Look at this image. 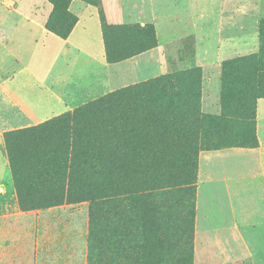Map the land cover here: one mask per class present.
<instances>
[{"label":"rangeland","instance_id":"374dc122","mask_svg":"<svg viewBox=\"0 0 264 264\" xmlns=\"http://www.w3.org/2000/svg\"><path fill=\"white\" fill-rule=\"evenodd\" d=\"M64 5H68V12L78 19L73 34L67 41L57 37L52 38L56 41H47L40 29L35 28L36 19H31L42 16L43 20L46 19L45 25L54 10L52 3L48 0H0V9L18 6L20 14L0 16V37L6 36L10 27L20 20L19 24L28 33L20 53L26 59L30 54L37 57L41 62V73L48 68L53 56L63 54L44 86L45 95L59 101L55 106L44 107L37 117H47L53 110L58 113L44 119V122L115 91L194 69L202 77L201 111L217 117L222 114L224 65L260 57L264 0H70ZM58 19L61 20V15L53 17L57 27L64 29L70 26L67 22L57 24ZM104 24L113 28L109 35L112 40L111 60L107 57ZM115 28L136 30L132 31V35L117 36ZM14 66L10 65V71H15ZM242 68L240 83L243 80H251L255 86L264 83V77L256 73L254 66L247 64ZM258 123L261 124L260 138L264 139V101L260 105L259 117L256 115L258 144L255 147L244 145L242 138L235 135L243 130V124H239L238 120L232 126L220 125L212 129V143L229 141L235 145L206 146L198 154L197 181L192 198L187 199L188 205L177 202L178 198H183L181 194H176L174 198L171 196L177 200L174 208L167 207L169 209L165 212L172 213L171 221L175 222L177 212H182L187 221L193 218L190 230L192 240L188 245L192 253L187 250L185 254L177 252L173 238L165 231L170 230V221L162 219L163 214H159L164 223L161 229L166 234L161 237V264H178L190 254L191 264L217 263L212 248V232L209 228L201 230L198 227V216L208 222L212 219V210L219 208L216 204L220 201L213 194V187L236 186L242 181L237 177L241 170L245 173L243 177H246L247 185L255 191L247 200L246 208L238 210L254 220L244 224L237 221V225L240 224L239 244L245 253L234 256L231 262L264 264V167L258 150L261 147ZM243 153L250 159L249 169L241 168L247 163ZM94 163L99 164L98 161ZM30 171L32 166L26 162L22 177H28ZM100 171L98 177L102 179ZM225 172L228 174H217ZM120 174L121 171L112 173L114 192L119 191L121 183H127ZM130 177L132 181L139 182V176ZM99 183L103 186L102 180ZM100 192L97 190L94 194L100 195ZM203 195L206 199L204 208L200 204V196L202 198ZM221 196L227 199L230 194L223 193ZM31 197L27 210L20 207L19 213L0 218V264H144L139 233L123 226L131 215L136 219V215L140 214L137 209L139 204L133 196H123L129 200L121 206L117 197L116 209L110 215L114 224L112 233L103 226L105 205L99 199L97 203L66 202L40 210L35 205L43 195L35 193ZM192 207L195 208L194 216ZM228 222L225 216L220 217V227H229Z\"/></svg>","mask_w":264,"mask_h":264},{"label":"trees","instance_id":"16d2710c","mask_svg":"<svg viewBox=\"0 0 264 264\" xmlns=\"http://www.w3.org/2000/svg\"><path fill=\"white\" fill-rule=\"evenodd\" d=\"M48 1L54 5V10L45 27L66 40L78 22L68 12L69 6L64 5L70 0ZM55 15H61L57 24L67 22L70 26L57 27L53 21ZM112 29L103 25L109 60ZM135 30L114 29L117 36L132 35ZM261 38L260 57L224 65L220 116L202 113V77L194 69L115 91L37 126L7 133L5 141L21 209L27 210L35 193L43 195L35 205L40 210L66 202L97 203L99 199L105 205L103 226L112 233L114 224L110 215L116 209L117 197L121 206L129 200L123 196L130 195L139 204L140 214L136 219L131 215L123 226L139 233L144 264L146 261L161 264V237L165 232L161 229L164 223L159 214L170 221V230L165 231L173 238L177 252L192 253L188 245L192 240L193 218L187 221L182 212H177L173 222L172 213L165 212L167 207L174 208L177 200L171 196L174 198L176 194L183 196L178 198V203L188 205L187 199L192 198L197 181L196 157L206 146L235 145L229 141L212 143V129L232 126L238 120L243 130L235 135L242 138L244 145L257 146L255 121L258 101L264 97V83L259 86L251 80L240 83L239 76L242 67L250 64L264 77V23ZM96 161L99 164L94 163ZM26 162L32 166V171L23 178L21 172ZM99 170L103 186L99 183ZM119 171L121 179L127 183H121L119 191L114 192L112 173ZM132 175L139 176V182L132 181ZM97 190H101L100 195L94 194ZM191 210L194 216L195 208ZM191 259L190 254L178 264H191Z\"/></svg>","mask_w":264,"mask_h":264},{"label":"crops","instance_id":"0c3cea01","mask_svg":"<svg viewBox=\"0 0 264 264\" xmlns=\"http://www.w3.org/2000/svg\"><path fill=\"white\" fill-rule=\"evenodd\" d=\"M18 9V6L17 8L2 7L0 9V16L2 17L8 14H18L19 16ZM21 17L24 16L21 15ZM35 19L37 22L35 28L40 29L45 40L56 41V39L54 40L52 38H61L46 29L44 25L46 19L43 20L42 16H37V18H32L31 20ZM19 21L20 20L10 27L6 36L0 37V218L17 214L21 211L18 191L14 186L5 135L10 131L37 126V124L44 122V119H48L55 113H58L53 110L47 117H37V115L44 110V107L55 106L56 102L59 101L57 98H48L47 95H45L44 86L47 84L46 82L48 81L54 65L63 54L58 53L53 56L52 59H50L48 68L43 72L45 74L41 73V62L37 57L30 54L26 59V56L20 53L22 48H24L26 35L28 33H26L25 27L19 24ZM28 32L30 33L32 31ZM70 37L68 39H70ZM68 39L64 40L67 41ZM27 62L29 64H27ZM10 65H15V71H10ZM8 66L9 69L7 68ZM27 75L29 77H27ZM262 101H264V98L258 101L257 118L259 117ZM260 126L261 124L258 123L259 140L261 144L258 150H260L262 165L264 167V139L260 138ZM243 155L247 159V163H244L241 168L249 169L251 167V163H249L250 159L245 156L244 153ZM213 171H216L214 167ZM244 175L245 173L241 170L240 175L237 177L239 179L242 178V181H239L236 186L213 187L212 192L214 195L216 194L217 201H220L216 204L219 208L212 210L213 215L209 222L201 215L198 216V227H201V230L209 228L212 232L213 253L215 258L218 259L216 264H233L231 259L234 256L245 253V249L240 247L241 245L239 244L240 240L238 234H240V224L237 225V221H242L241 224H244L254 219L249 217V215H244V211L240 212L238 208H246V202L248 199L250 200V195L255 190L247 185V179L243 177ZM240 182H242V184ZM223 193L230 194V196L224 199V196H221ZM234 194L238 196H234ZM225 200L226 205L223 206ZM205 202V196L203 195L202 198L200 196V204L202 207L203 205L205 206ZM223 216L229 221V227H220L221 224H219V220L220 217L223 218ZM237 229L238 233L236 232Z\"/></svg>","mask_w":264,"mask_h":264}]
</instances>
